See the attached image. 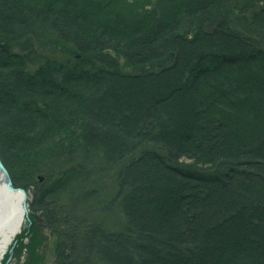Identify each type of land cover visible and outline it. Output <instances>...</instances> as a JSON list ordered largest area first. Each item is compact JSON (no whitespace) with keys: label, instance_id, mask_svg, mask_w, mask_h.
Instances as JSON below:
<instances>
[{"label":"trees","instance_id":"1","mask_svg":"<svg viewBox=\"0 0 264 264\" xmlns=\"http://www.w3.org/2000/svg\"><path fill=\"white\" fill-rule=\"evenodd\" d=\"M150 3L127 21L116 0H0V116L19 95L63 113L42 160L0 151L34 194L24 264H43L41 215L55 264H264V0Z\"/></svg>","mask_w":264,"mask_h":264},{"label":"rangeland","instance_id":"2","mask_svg":"<svg viewBox=\"0 0 264 264\" xmlns=\"http://www.w3.org/2000/svg\"><path fill=\"white\" fill-rule=\"evenodd\" d=\"M106 1V0H105ZM105 1L103 0V2L105 3ZM118 1V5H117V9H118V12H122L123 16L127 17L126 20L129 21L130 19H132L131 21H133L134 18H132L136 13L139 14L140 13V8L144 5H148L150 3V1L152 0H137L138 2H136L135 0L132 1V0H128L129 3L131 4V6L129 5H126V3H124L125 1L123 0H116ZM178 1V0H177ZM152 4V3H150ZM143 6V7H144ZM147 7H150V6H147ZM146 9V8H145ZM143 11V10H142ZM106 19H109L111 21H113L114 17L110 14H106L105 16ZM125 19V18H124ZM81 22H83L81 20ZM66 29V28H65ZM36 34L38 35V37H40L41 35H39L37 32ZM35 42V44L37 42H39L38 39H36V41H33ZM37 45V44H36ZM20 48H17V50H21V46L22 45H19ZM11 54H9L10 56ZM24 55L27 56L26 52L24 53ZM3 56V53L0 52V58H2ZM39 58V57H38ZM124 59L121 58V61H123ZM42 61V60H41ZM37 64H34L32 61H31V64L29 65V69L30 70H33L35 67L38 66V62L39 60L36 61ZM43 62V61H42ZM12 67V66H10ZM9 67L5 68V71H8ZM1 76V75H0ZM2 80V79H1ZM0 101H3V100H7L4 98V95H2L0 93ZM13 98V96L11 97ZM20 100L17 102L19 103V105H17L18 109H14V113H1L3 114L2 117L0 116V123L2 124L3 123V128L0 127V151L5 154V152L7 153V149L5 147V145H10V146H14V147H18V148H22L24 147V144H27V146H31L30 148L27 149L26 152L29 153L30 149L32 148H38V158L39 160H42V158L46 155H48L52 149H56L58 146H61V143L62 142V136H61V132H56L55 130L53 131L54 133L53 134H50V136L47 137L46 135V131H47V126L48 124H51V119H54L55 117L58 118V115L59 116H62L63 113H24L23 110H27V105H26V99H25V96L24 95H19L17 97V99ZM36 99L40 101L45 100L44 97L40 98V97H37ZM38 100L36 102H38ZM12 102V100H10ZM13 103V102H12ZM21 106V107H20ZM1 103H0V109H1ZM69 116L71 115H74V113H68ZM67 115V116H68ZM65 116V118L67 117ZM22 120L24 121V123H27V121L29 120L30 122L34 121L36 122V124L38 125V128L36 130L35 133H38L39 132V135H35L33 132V130H31V127L32 125H27V126H24L25 124H22V126H20L19 122H22ZM19 121V122H18ZM29 124V123H28ZM70 128H73L74 125H69ZM39 130V131H38ZM72 129H69V132L71 131ZM41 132H44L42 135H41ZM13 133V134H12ZM23 134H26V135H32L33 137L34 136H37V141L34 143V144H31L30 142H27V143H20V141H18L16 138L20 135H23ZM77 133H75L74 135L76 136ZM11 135V136H10ZM13 135V136H12ZM73 135V136H74ZM9 136V137H8ZM31 136V137H32ZM78 136V135H77ZM42 138V139H41ZM16 139V140H15ZM12 140V142L10 141ZM42 145H44V148L42 149ZM18 149H16L17 151ZM60 151V150H59ZM18 153V152H16ZM61 155H63L62 153L63 152H59ZM58 154V153H57ZM56 154V155H57ZM65 155V153H64ZM6 156V154H5ZM97 157V156H96ZM0 161L2 162V164L6 167V169L8 170V173L10 175V178H11V182L12 184L15 183L14 179H15V175H16V172H20V169L19 167L17 166V168L14 166L13 163H11L9 160L8 162L11 163L10 164V167L14 166V171L13 170H10L6 164L4 163V160L2 159L1 155H0ZM190 162V161H188ZM12 169V168H11ZM12 174H11V172ZM38 180L40 181H44L45 180V176L44 175H39L38 177ZM15 187V185H13ZM17 189L20 188L23 189L24 191H26V199H25V202H26V206L28 207L27 211L26 212H32V208H29L30 207V201L33 200V191H27L26 189H24L23 187H17ZM104 197V196H103ZM32 207V206H31ZM86 209L88 210L87 206H85ZM92 208L90 207L89 205V209ZM83 206H82V210H83ZM107 209V208H106ZM105 208H101L99 210V212H97L96 214L95 213H92V211H87L86 214H90V216L92 215H96L99 219L103 220L105 222V224L107 226H111V227H115L116 225L120 224V222L122 221V215L118 212V211H112V210H106ZM84 211V210H83ZM28 214H26L27 216ZM39 215V214H38ZM84 215V214H83ZM82 216V214H81ZM83 218H85V216H82ZM26 219V218H25ZM25 223L23 224V228L22 230L19 232V233H22V231L24 230L25 227H27V223L28 221L26 222V220L24 221ZM37 226L40 230H42V232L46 235V238L45 239H48L46 240L47 244H50V240L54 239V237L52 236L53 234L51 233V229L46 226L45 224V221H44V216L41 215L40 219L38 220L37 222ZM18 233V234H19ZM20 235H17V237L15 239H13V241L11 242V244L9 245V247L7 248L6 252H5V255L3 256V259H2V263L1 264H24V262L26 261V257H27V253H26V250H22L19 251L18 253L16 252L17 249H19V243H17V238L19 237ZM23 241L25 243H27L28 240H26V238L23 239ZM49 241V242H48ZM12 248V249H11ZM20 250V249H19ZM9 252H11V255L8 259V262H5L4 260L6 259V256L9 254ZM16 252V253H15ZM13 253L14 256H13ZM45 255H43V264H51L52 261H53V254H52V251H51V248H46L45 252H44ZM20 259V262H18V260Z\"/></svg>","mask_w":264,"mask_h":264},{"label":"bare ground","instance_id":"3","mask_svg":"<svg viewBox=\"0 0 264 264\" xmlns=\"http://www.w3.org/2000/svg\"><path fill=\"white\" fill-rule=\"evenodd\" d=\"M13 185L8 170L3 164H0V264L13 239L17 235H21L19 232L23 228L24 221L27 222L30 218V213L26 212L28 209L25 202L26 191L17 189ZM26 214L28 215L26 216ZM26 240L29 241V238L26 237ZM42 247L44 252L46 248H51L53 254L51 264H55L58 248L56 240H50V244L45 241L42 243Z\"/></svg>","mask_w":264,"mask_h":264},{"label":"water","instance_id":"4","mask_svg":"<svg viewBox=\"0 0 264 264\" xmlns=\"http://www.w3.org/2000/svg\"><path fill=\"white\" fill-rule=\"evenodd\" d=\"M0 164H2V162L0 161Z\"/></svg>","mask_w":264,"mask_h":264}]
</instances>
